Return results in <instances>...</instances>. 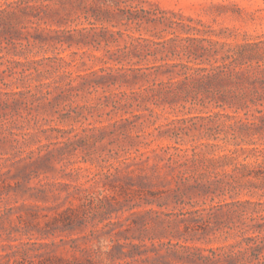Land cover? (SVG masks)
Masks as SVG:
<instances>
[{
    "label": "rangeland",
    "instance_id": "obj_1",
    "mask_svg": "<svg viewBox=\"0 0 264 264\" xmlns=\"http://www.w3.org/2000/svg\"><path fill=\"white\" fill-rule=\"evenodd\" d=\"M114 2L110 14L73 8L44 43L30 37L15 49L0 44V264H28L7 256L9 235L26 237L11 229L8 219L16 217L6 208L31 202L7 187L14 185L18 147L51 154L50 166L40 167L29 184L54 183L60 195L40 205L63 204L66 191L77 205L75 187L106 188L108 198L99 206L85 201L87 221L69 229L44 224L62 207L38 210L47 214L40 218L44 232H51L44 241H56L43 250L70 264L83 259L84 246L96 249L98 240L110 246V239L124 250L138 245L134 264H190L181 259L196 253L187 247L208 253L232 242L247 224L261 223L264 232V184L254 177L264 162V123L253 108L235 110L201 94L165 99L141 90L168 84L157 65L204 58L194 54H202L208 38H261L264 0ZM69 32L78 44L57 42ZM10 57L18 63L7 62ZM106 66L116 68V76L80 85L77 74H102ZM133 68L142 75L134 77ZM64 70L79 88L59 94L53 81H67ZM258 258L264 259V246L227 264H256Z\"/></svg>",
    "mask_w": 264,
    "mask_h": 264
},
{
    "label": "trees",
    "instance_id": "obj_2",
    "mask_svg": "<svg viewBox=\"0 0 264 264\" xmlns=\"http://www.w3.org/2000/svg\"><path fill=\"white\" fill-rule=\"evenodd\" d=\"M114 4V0H0V44L5 43L6 46L15 49L17 46H23L21 41L23 38L29 43L30 37H32V42L44 43L48 40L47 37L49 38L53 32H57L51 26L60 27L62 23H66L73 8L85 10L97 8L110 14L113 11L108 7ZM39 20L47 23L50 27L40 26ZM186 39L193 38L187 37ZM73 41L76 44L79 43L70 32L67 33L66 38L57 40V42L66 43L68 47L72 45ZM207 42L209 46L202 48V54H194V59L204 57L199 61L193 63L190 61L163 62L156 66L160 73L169 76L167 85H162L159 88L148 85L141 90L151 91L159 98L165 97V99H174L181 92L185 95L192 94L194 97L201 94L202 98L214 100L219 105L226 104L229 107H234L235 110L253 108L254 118L264 123V35L258 40L250 41L221 42L208 38ZM167 43L168 41L164 40L162 44L164 46ZM3 48V45L0 46L1 51ZM7 51L12 54L10 52L15 50L7 49ZM59 59L64 60L62 57ZM6 61L15 60L10 57L6 58ZM15 62L18 63V61ZM174 67H179V69L174 71ZM135 69L137 71L133 73L134 77H136V73L142 75L139 68L132 70ZM104 70L105 72L102 74L92 70L90 73L77 74L76 76L81 80L80 85H90L91 82L97 83L96 81L116 76L114 73L116 68L106 66L102 71ZM63 74L68 76L67 81L62 80L63 84H60L59 80L53 81L56 83L55 87L60 89L59 94L79 88L73 84L75 78L71 76L70 72L64 70ZM173 74L177 76L175 80H173ZM14 142L18 143L19 140L14 139ZM16 150L21 151V155L17 159L15 178H12L14 185L8 184L7 187L12 189L14 194L22 198L23 201L31 202H22L19 207L6 208L8 215L14 212L16 217V221L8 219L11 229L20 230L26 237V240H21L9 235L8 239L11 242L8 243L10 252H7V256L10 260L18 262L15 258L18 255L28 264H70L71 262L63 257L43 250L49 244H55L56 241L54 239L50 240V243L44 241L49 238L51 232H44L46 229L40 225V218L46 217L47 214H40L38 210L62 207L61 210H55V213L44 224L48 228L60 224L64 229H69L87 221L83 209L85 201H94L99 206L102 201L108 198L106 188L93 190L80 186L75 187V190H78L77 197L80 201L77 205H73L71 191H66L63 194V204L61 205H40L37 203L38 201L45 203L52 198L57 200L60 195L53 192L54 183L39 181L37 184H29L33 174L38 177L43 172L40 167L50 166L48 161L51 154L41 153L33 148L25 150L23 147H18ZM242 165L244 166V164ZM233 166L236 168L239 165L234 163ZM254 177L264 184V162H262L259 172H255ZM8 188H6V192L9 191ZM1 192L0 190V194ZM12 223L13 225H11ZM262 226L261 223L247 224L238 232H234L232 242L208 249V253H204L205 249L200 247H187L194 249L196 253L185 254L181 259L190 264H227L239 261L247 252L260 254L264 246ZM110 241L111 245L108 246L98 240L96 249L84 246L82 248L83 259L77 262L75 260L73 264H134L136 256L139 255L138 245L131 244L128 250H124L123 243L113 242L111 239ZM262 263L264 264V259L258 258L256 264Z\"/></svg>",
    "mask_w": 264,
    "mask_h": 264
}]
</instances>
